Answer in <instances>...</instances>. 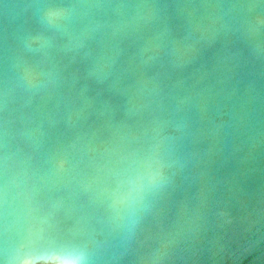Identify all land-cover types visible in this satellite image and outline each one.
Masks as SVG:
<instances>
[{
    "label": "water",
    "instance_id": "water-1",
    "mask_svg": "<svg viewBox=\"0 0 264 264\" xmlns=\"http://www.w3.org/2000/svg\"><path fill=\"white\" fill-rule=\"evenodd\" d=\"M73 249L264 264V0H0V264Z\"/></svg>",
    "mask_w": 264,
    "mask_h": 264
},
{
    "label": "clouds",
    "instance_id": "clouds-1",
    "mask_svg": "<svg viewBox=\"0 0 264 264\" xmlns=\"http://www.w3.org/2000/svg\"><path fill=\"white\" fill-rule=\"evenodd\" d=\"M59 14L56 12L48 13L47 19L49 23H52ZM159 175V174H157ZM156 176L152 177L155 181ZM127 197L121 198L119 202L123 203ZM88 255L83 249H73L60 253H52L46 255H39L36 257H27L21 261V264H87Z\"/></svg>",
    "mask_w": 264,
    "mask_h": 264
}]
</instances>
